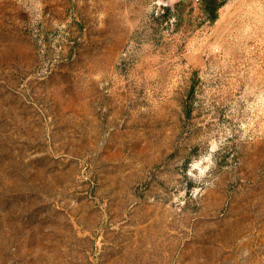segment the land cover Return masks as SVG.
I'll return each mask as SVG.
<instances>
[{"label":"rangeland","instance_id":"1","mask_svg":"<svg viewBox=\"0 0 264 264\" xmlns=\"http://www.w3.org/2000/svg\"><path fill=\"white\" fill-rule=\"evenodd\" d=\"M0 264H264V0H0Z\"/></svg>","mask_w":264,"mask_h":264},{"label":"trees","instance_id":"2","mask_svg":"<svg viewBox=\"0 0 264 264\" xmlns=\"http://www.w3.org/2000/svg\"><path fill=\"white\" fill-rule=\"evenodd\" d=\"M216 7H217V5H216Z\"/></svg>","mask_w":264,"mask_h":264}]
</instances>
